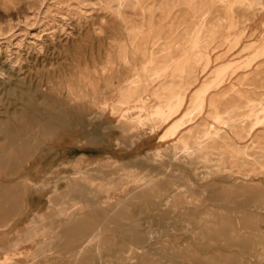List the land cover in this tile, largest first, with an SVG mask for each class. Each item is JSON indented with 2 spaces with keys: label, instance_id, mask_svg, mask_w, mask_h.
<instances>
[{
  "label": "rangeland",
  "instance_id": "obj_1",
  "mask_svg": "<svg viewBox=\"0 0 264 264\" xmlns=\"http://www.w3.org/2000/svg\"><path fill=\"white\" fill-rule=\"evenodd\" d=\"M211 1L0 0V62H5L10 73L17 74L31 88L41 85L43 89L64 90L67 87L74 94L84 95L91 89L97 90L103 85L111 89L118 83L115 75L120 68L122 46L130 50L136 48L135 51L141 53L150 49L156 41L158 45L154 55L157 58L153 56V62L146 63L141 59L136 66L130 62L129 70L127 67L122 69L123 77L131 74L134 68L137 73L144 67L141 73L147 82L152 81L148 92H158L159 100L164 104L169 93L182 88L185 78L191 82L187 91L189 96L200 84L212 78L218 65L229 61L231 67L225 74L226 81L219 89H211L208 97L228 89L232 84L235 91H229L227 96L230 101L242 104L240 112L247 114L252 106L250 102H259L264 98V0H244L242 3L222 0L210 7ZM194 24L200 26L202 40L200 49L192 52H196L195 55L190 53L192 57L188 63L186 50L182 48ZM232 62H235L234 65ZM0 77L8 79V75ZM165 82L169 83L165 85ZM170 84L177 86L174 89ZM239 90L241 96L237 93ZM111 92L106 98L98 97L91 105L98 109L102 107L100 103L106 102L99 121L90 123L88 117L70 118V127L47 140L25 165L19 177L26 178L30 184L37 183L41 187L44 183L46 186L40 191L33 187L29 189V204L21 214H3L6 222L0 225V246L13 240L24 241L29 219L36 214H46L48 196L52 194L53 187H58L56 194L64 192L67 182L63 177L72 176L76 177L79 186L70 195L78 198L86 196L89 200H104L110 196L120 210L138 219V228L142 233L146 236L149 233L151 258L130 261L134 264H172L174 252L199 247H205L211 259L218 264H253L254 250L261 242L259 229H262L263 223L253 212H242L241 206L253 196L264 197V134L261 133L264 132V120L263 124L257 125L253 117L241 118L233 135L223 123L212 119L209 112L213 109L206 106L203 115L186 124L176 138L162 141L159 138L164 127L155 131L148 122L142 127L131 126L127 119H123L120 126L129 129L122 132L115 128L119 114H111L110 106L114 103L126 109L128 105L119 102L118 92ZM219 96L217 94V99L221 100ZM259 109L257 106L255 112L262 118L264 113ZM141 114L145 119L143 112ZM153 119L156 122V117ZM243 120L246 121L243 123ZM250 124L255 126L249 128ZM209 125L230 137L227 144H222L223 147L217 150L207 149V155L196 159V164H190L185 158L177 160L172 157V146L180 149L181 144L177 142L181 136L187 138L189 130L191 135L200 132L202 135L204 130L211 128ZM235 134H239L237 137L247 136L237 139ZM155 149L160 150L159 154L163 156ZM154 153L157 156L154 157ZM73 160L78 163L75 174L70 166ZM142 176L148 178L146 182L149 185L137 190L135 180H140L137 183H141L140 186L146 183ZM106 191H109L108 195ZM259 215H264V210ZM38 224L37 228L42 229L48 221L41 220ZM77 238L80 242L86 240L83 235ZM39 240L21 242L8 254L0 250V258L8 257L13 264H104L113 261L106 256L105 249L100 253L95 250L97 239L90 240L88 245V241L83 242L80 247H86V250L76 255L80 247L74 248L75 251L67 250L66 236L57 238L47 253L30 259Z\"/></svg>",
  "mask_w": 264,
  "mask_h": 264
},
{
  "label": "bare ground",
  "instance_id": "obj_2",
  "mask_svg": "<svg viewBox=\"0 0 264 264\" xmlns=\"http://www.w3.org/2000/svg\"><path fill=\"white\" fill-rule=\"evenodd\" d=\"M219 1H222V0H212L210 2V7L211 6L213 7ZM234 1H239L240 3H242L244 0H234ZM253 3L256 4L254 1ZM230 9L231 8H229V10ZM208 10L209 9H207V11ZM202 18L204 19V16ZM200 30H201L200 26L197 24H194L193 31L191 35L189 36V38L186 40L185 42L186 45L182 48L183 50H186L187 56H185V59L188 63H190L189 60H190V57H192L190 56V53L200 49V42L202 40L200 38ZM241 34L243 35V33ZM150 39H152V37H150ZM157 45H158L157 42L154 41L151 44L150 49H148L147 51L144 50L141 53H137L135 51L136 48H134V50L133 49L130 50L126 46H122L123 49L121 53L120 68L116 71L117 73L115 75V78H117L118 83L111 89H109L107 85H103L97 90L96 89L89 90L88 91L89 93L88 94L86 93L84 95L74 94L67 87H65L64 90L59 89V88L43 89L41 85L31 88L17 74L10 73L9 68H7L6 65L4 64L5 62H0V76L8 75L7 77L8 79L0 77V173L2 172L4 173V175L0 176V225L6 222V220L4 221L3 214L5 215V213H16L17 215V214H21L23 210L26 209L27 204H29L27 203V198H28L29 189L31 187H33L34 190L35 189L39 190L43 186L44 187L46 186L44 185V183H42L41 187H39L40 185L38 186L37 183L30 184L26 178L19 177L22 174V171L24 170L25 165L31 161V159L35 156V153L42 147V145L47 140L53 138V136L57 135L59 132H61L65 128L70 127V118L80 119L82 117H86V118L88 117L87 120L90 123L99 121V119L102 117L101 114L106 109V102L100 103L102 104V107H98V109H94V107L91 105L95 104L94 102L96 101L98 97L106 98L108 95L113 93L111 91L118 92L120 95L119 102L122 104L125 103L128 105L126 109H123L124 107L122 108L121 106H118V104L114 105V103L110 106L111 114L113 115L117 113L119 114V117H118L119 119L117 120V123L114 125L115 128L121 129L122 132H126L129 129V128L126 129L120 126L123 119H127L129 123L131 124V126L136 125V126L142 127L145 125L144 124L145 122H148L150 124L149 127L155 131L160 129L161 127H164L160 135V138L158 137L162 141L176 138V136H178V134L180 133V131L184 128L186 124L192 122L195 118L203 115L206 106H209L211 109H213L212 112L211 111L209 112L212 119L215 122L223 123L225 125V128L227 127L228 130L232 133L237 131L236 127H237L238 120L241 118L243 119L244 117H249V118L253 117L255 119L254 124L258 125V123H261V122H262L261 124H263L264 116L261 118L260 116H258L259 113L257 112L258 114H256L255 112L256 107L259 106L260 109L264 113V98L263 97H262L263 99L260 100L259 102L254 101L251 103L249 100L250 103L249 102L248 103L252 104V106L249 108V111L247 114L241 113L242 112L241 109H243L241 106L242 104L240 105L239 102H236V101L232 102L229 100L227 95L229 91L231 92L234 90V85L232 84H230V87L228 85L229 87L228 89H224V90L221 89L222 91H219V93L215 92L217 94H220L219 97L221 98V100L217 99V94L211 97H208V92L211 89H214V90L219 89V86H221L226 81L225 74L228 68L231 67V63L229 61L221 65H218L213 71L212 78L208 82H203L202 84H200L197 88H195L193 92H191L189 96L187 95V91L189 89L188 87L191 82H189L185 78L183 80L182 88L181 89L177 88L178 90L176 89L177 90L176 92L169 93V96L165 100L164 104L160 102L159 96L157 95L158 92L156 93V91H153L152 89L151 91L153 92L151 91H150L151 93L148 92V88L152 85V81L147 82L144 78V74L141 73V71L144 68L143 67L144 65L140 66V67H143L141 71L139 70L140 72L135 73V68H134L131 70L132 71L131 74H128L126 77H123L122 69L125 67H127L128 69L129 67L128 65L130 62H132L134 66L139 64L141 59H143L144 63L151 62L152 59H154L153 58V56H155L154 51L157 48ZM263 51H261V53ZM258 52H260V50ZM258 52L256 53L258 54ZM194 53H192V55ZM262 54H264V52ZM196 55L198 56V54ZM232 63L234 65L235 62H232ZM167 65H168V62H167ZM163 67L166 68V66H163ZM184 68L182 70H184ZM231 73L232 72H230V74ZM168 83L165 82V85ZM171 84L170 86H172ZM177 84L175 86H177ZM175 86H172V87L174 88ZM160 89H162V86ZM160 89L158 88L156 90L158 91ZM237 93L239 94V96L242 95L240 90L237 91ZM152 108H153V111L151 110ZM142 112H143V115H145V119H143L144 117L142 118V114H141ZM154 117H156L157 119L156 122L153 121ZM245 121L243 120V123ZM203 123L205 124V122ZM239 124L242 125V123L240 122ZM254 124L252 125V127L255 126ZM252 127L250 124L249 128H252ZM217 129L211 127L209 129L204 130L202 135H200L201 132L198 134L191 135V131L190 130L187 131V138L186 137L184 138L183 136H181L179 138V142H177L181 144L180 149H177L176 145L172 146V148H174L172 157L177 160H180L181 158L183 160V158H185V160L187 159L190 161V164H196V161H195L196 159H199L207 155V151H206L207 149L217 150V148H220L222 144H225V143L227 144L230 137H228L226 134L225 135H223V133L221 134L220 133L221 131L219 132ZM247 131H250V130L247 129L246 132ZM239 132L240 131H238V133ZM241 132L239 134H241ZM247 133L249 134V132ZM261 133L264 134V132H261ZM237 135L234 137H237ZM245 135L247 136V134ZM245 135L244 136L242 135L243 138L245 137ZM242 136L240 135L239 137H237V139H239ZM172 148H169V149H172ZM154 151L157 154L161 152L158 149H155ZM213 152L211 151V153ZM216 152H219V151H216ZM247 153L248 152H246V154ZM154 155L155 153L153 154V156ZM77 164H78L77 160H73L70 163V166L73 167L74 174L77 173V167H76ZM246 166H249V165L247 164ZM250 171H251V167H250ZM161 173H162V170H161ZM246 173H243V174H246ZM233 175H234V172H233ZM131 177L133 178V176ZM12 178H18V179L12 181L11 180ZM63 179L67 182L65 191L62 193H59L60 192L59 191L58 194H56L55 192L57 191L58 187L57 186L53 187L52 194L48 196V212L46 214L45 213L36 214L35 217H33L32 219H29L30 220L29 224L27 223L29 225V228L27 230L26 239L24 241H16V240L14 241L13 240V242L11 241V243L9 244L0 246V250H4L8 254V253L13 252L20 245L21 242H29V241L31 242L35 240V238H40L39 242L36 243L37 244L35 247L36 249L33 250L32 254H30V259H35L36 257L44 253H47V251L51 249L53 243L55 242L57 238H59L60 236H64V237L66 236L68 238V241L65 244V247L67 250H73L74 248L80 247L83 242L87 243V241H88L87 243L88 245L90 240L97 239V245L95 247V250L100 253L102 252V249H105L106 256H109L113 259V261H106L104 264H134L130 261L132 260L134 261L135 259H138V258L140 259H150L151 258L152 245L149 242V238H148L149 233H147V236H146V234L142 233V231L139 230L138 219L133 214H129V213L127 214V213H124L122 210H120L119 207L117 206L116 201L113 200V198H111L110 196L107 198L105 197L106 199L103 197L104 200L103 199L101 200L99 198H94V199L89 200L88 197L86 196H82V197L79 196L78 198V196L70 195L71 194L70 192L77 189L79 186L76 183V177L64 176ZM137 179H140V178H137ZM143 179L146 182V179L148 178L145 179L143 177ZM134 182H135V189L137 190H143L149 185V182H146L142 186H140L141 183L137 184L140 182V180L139 182L137 180H135ZM111 186L113 187V185ZM114 188H113V191H114ZM106 192H107L106 195H108L109 191H106ZM87 194L89 195V193ZM241 207H242V212H247V211L253 212L256 215V217H258L259 220L262 221L263 223L262 229H259V237H260L261 242L257 244L258 247L255 246L257 248L254 250L253 257L255 258V261L253 264H264V215L262 216L259 215V212L264 210V197L257 198L256 196L255 197L253 196V198L249 199L248 202L243 204ZM41 220H47L48 224L42 225L44 227H42V229H38L37 227L40 226L38 223ZM68 224H72V225H68ZM59 227H62V229L61 230L57 229ZM80 235L85 236L86 240L80 242L79 241L80 239L77 238ZM85 248L80 247L76 255H78V253L80 252H84L86 250ZM139 250H142V251L139 252ZM172 258H173L172 264H218L216 261L211 259L205 247H199V248H194V249L187 248V249H183L180 251H176L174 252ZM8 260H9L8 257H5L4 259L0 258V264H13L9 262ZM15 264H20V263H15ZM21 264H26V263H21ZM28 264H37V263L28 262Z\"/></svg>",
  "mask_w": 264,
  "mask_h": 264
}]
</instances>
